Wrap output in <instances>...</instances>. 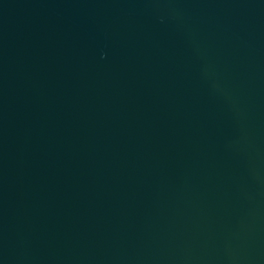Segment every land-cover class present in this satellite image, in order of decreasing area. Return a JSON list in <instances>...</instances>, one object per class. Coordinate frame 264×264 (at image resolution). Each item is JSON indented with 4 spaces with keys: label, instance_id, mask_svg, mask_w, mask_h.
I'll return each instance as SVG.
<instances>
[{
    "label": "water",
    "instance_id": "obj_1",
    "mask_svg": "<svg viewBox=\"0 0 264 264\" xmlns=\"http://www.w3.org/2000/svg\"><path fill=\"white\" fill-rule=\"evenodd\" d=\"M0 264H264V0H0Z\"/></svg>",
    "mask_w": 264,
    "mask_h": 264
}]
</instances>
